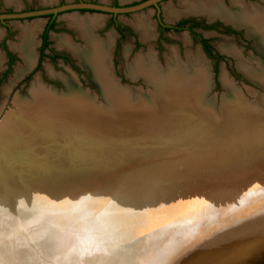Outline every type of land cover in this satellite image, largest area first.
<instances>
[{
	"label": "rangeland",
	"instance_id": "obj_1",
	"mask_svg": "<svg viewBox=\"0 0 264 264\" xmlns=\"http://www.w3.org/2000/svg\"><path fill=\"white\" fill-rule=\"evenodd\" d=\"M64 1L75 0H0V10L23 11L48 8ZM86 1L103 4L118 2L127 5L139 0ZM222 2L225 7L231 5V0H222ZM244 2L264 7L263 0H244ZM166 4L172 5L175 9L180 8L179 0L162 1V9ZM138 14H146L148 17L154 29L152 39L142 38L140 32L130 22ZM161 14L163 20L167 22L176 23L184 17H189L190 20L197 21L200 26L192 33L185 29L160 32L154 9L147 8L136 13L118 15L116 21L120 30L116 31L110 14L81 10L66 11L58 15L54 29L47 35L48 45L45 53L39 59L38 49L46 17L7 21L9 31L0 25V120L3 121L6 116V120L0 123V152L4 149L12 157L29 149L34 152L36 159L44 160L43 162L33 160L35 167H32L28 163L32 159L21 155L20 160H11L18 166L27 165V168H35L39 171L44 169L45 161L56 159L59 154L67 152L71 160L70 166L75 169L79 164L73 165L74 152L89 158L96 149L91 148L93 151L88 147L74 149L75 146L68 139L72 130V120L54 109L37 108L31 114L28 111H20L16 102L35 103L37 98H30L31 87L35 81L44 88H49V91L58 97H66L58 99L86 101L87 105L84 103L86 109L97 111L98 116H104L109 112L115 114L116 104L113 103V98L105 97L102 85L94 76L92 69L82 63L68 48L58 43L61 38H68L74 45H84V40L68 25L66 17L102 16L104 22L96 30L97 36L105 38L107 33L113 35L108 58L110 76L123 89L130 90L133 96L144 95L149 91V86L141 75L133 78L129 76L127 71L133 61L139 55L145 58L147 53L151 52L157 58L161 69L165 67L166 59L169 58L172 49H175L178 57L185 62L187 54L200 53L202 66L206 69V86H208L200 94V98H188L191 102L179 100L181 104L190 102L195 107L199 105L203 109L206 108L204 110L206 115L198 111L197 115L189 114L187 111L182 113L185 109L180 108L183 110H175L172 114L163 115L165 121L161 117L162 120L159 122L144 121L135 126L122 127V131L128 128L130 131L135 127L131 133L125 134L130 136L139 134L131 136L135 138L134 145H124V142L129 140H124L128 136L122 135L123 132L122 136L110 138L115 142L107 141L109 143L102 142L103 144L95 146L104 150H98V155L96 149L97 156L101 159L100 163L87 167L86 171L93 172L94 175H87L86 172L78 181L66 183L71 185L69 190H56L49 196H46L43 190L35 188L34 197L42 198L36 200L32 210V215L38 223H35V229L25 228L24 231L18 229L14 234L0 233V264H164L170 257L183 251L186 248L184 244L192 241L197 244L195 251L191 254L186 253L188 255L184 254L175 264H206L207 261H211L210 264H223L226 258L214 255L208 248L211 243L220 242L219 239L226 234L233 233L231 235L234 238H240L243 235L253 236L263 230L264 44L258 42L256 36L248 31L245 25H237L226 21L223 17L208 18L204 14H181L172 20H167L164 10ZM30 23L39 24L33 42L36 57L33 65L23 70V60L12 47L19 42V25ZM227 30H235L236 33ZM203 39L206 40L205 43ZM75 95L82 98H68L76 97ZM121 99L131 106L154 105L155 101V98ZM160 100L161 98H158V101ZM67 113L71 116H80L72 111ZM178 113H180L176 115L178 119H174L169 126L165 124L171 121L170 116ZM169 117L170 119H167ZM75 123L81 126L89 125V123L85 124L84 118L76 120ZM99 123L107 124L106 121L100 120ZM95 126L92 127L97 131L111 133L121 131L120 129L102 130ZM192 126H197L201 130H193ZM142 127L147 129H141ZM156 127L158 130H155ZM236 127L238 129H235ZM254 127L260 128L255 131L258 134L241 133ZM178 129L181 131L178 132ZM166 131L175 134H185L187 131L188 136L191 134L202 136L198 142L207 137L215 138L217 141L213 146L207 141L201 142L208 143L206 146H190L187 144L193 136L191 135L166 148L156 149V146H152L154 144H150L152 138L146 137L157 135L160 137V134H164V137L172 136L168 132L165 133ZM63 132L67 134L64 136ZM36 134L41 138H34ZM143 146H148L147 148L151 150L145 151L142 149ZM127 148H130L129 151ZM125 152L134 156H123ZM164 167H168L166 173L160 174L159 169ZM9 170L17 176H22V173L15 168ZM1 187L3 192H6V197L0 201L4 203L14 200L13 193H9L3 188L4 186ZM23 193L26 195L28 191ZM58 198L62 200L60 203L53 202ZM46 203H49L48 209L54 210L60 207L68 209L69 219L53 222L59 228L65 229L56 231L52 226L41 229V226H45L40 222L44 218L41 213L42 205ZM173 206H176L175 210H172ZM7 207L11 206L5 205L4 208ZM113 207L117 208L114 215L111 214ZM0 210V221L4 223L6 213L2 212L3 208ZM258 215L260 216L257 217ZM71 217L81 222L70 226ZM17 219L18 217L11 215L6 220L18 223ZM246 219L250 220L240 225L241 227L232 226ZM3 223H0V226ZM53 230L57 232V234L54 232L57 236L53 237ZM179 236H182V240L170 247L169 242L172 238ZM67 240H69L68 244ZM53 245L56 249L52 248ZM249 248L263 252L260 262L252 258L249 261L252 264H264V242L240 248V254L247 257L246 259L251 257L252 249ZM67 250L69 253L66 252ZM64 253L68 255L65 256Z\"/></svg>",
	"mask_w": 264,
	"mask_h": 264
},
{
	"label": "bare ground",
	"instance_id": "obj_2",
	"mask_svg": "<svg viewBox=\"0 0 264 264\" xmlns=\"http://www.w3.org/2000/svg\"><path fill=\"white\" fill-rule=\"evenodd\" d=\"M244 3L243 2L239 3V1L237 0H231V5L229 7H225L223 5L222 0H179V7H180L179 9H175V7H173L172 5L166 4L164 5L163 10H164V16L167 20H172L181 14L182 15L184 14H204L208 18L223 17L226 21H231L237 25H240V24L245 25L248 28V31H250L254 36H256V38L258 39V42H261L264 44V7H258V6H255L254 4L250 5V4H246V3L244 4ZM65 19L68 25L74 28L77 31L78 36L84 40V45L83 46L74 45V43H72L68 38H61L60 40H58V43L60 44V46H64L65 48H68L73 53L74 56H77L82 61V63L84 62L92 69L94 76L97 77V79L100 81V84L102 85V89L104 93L106 94L105 97L113 98L112 101L113 103L115 102L116 104L115 114L112 115V113L109 112V113L104 114V116H100V115L98 116L96 114L97 111L95 110L92 111V109H89V110L86 109L87 108L86 101L84 100L65 101V100L58 99V98H66V97L64 96L58 97L56 94H53L52 92H50L49 88L48 89H46L47 87L44 88V86H41L39 83H36V81H35V84L33 83L31 87V91H30L31 92L30 98H33V99L37 98L35 103L25 102V103L20 104L19 102H16V105L18 106L21 112L28 111L30 114L34 113V111H36L37 108L48 109V110L54 109L58 113L72 120V123H73L71 127L72 130L70 131V136H68V139L72 141V144L75 146L74 149L75 148L84 149L88 147V149H90L91 151L93 148H96L97 150L96 149L95 150L98 153L100 150L103 151L104 149H101V147H95V146H99L103 144L102 142H106V143L115 142V141H111L110 138L114 136H120L123 132L124 134L122 135L128 136V137H125L127 139H124V140H129V142H124V145H127V146L134 145L133 139L135 138L131 136L135 135L136 133L132 134L131 136L125 135V134H127L128 132L131 133V131L134 130L135 127L131 129L130 131H128V129H130L128 127H127L128 129L122 131L121 130L123 129L122 127L126 128L127 125L135 126L138 123L144 122V121L151 122V123L159 122L160 120H162L161 117H163V115H166L169 113L172 114V112H174L175 110L179 111L180 108L185 109L184 111H182V113H185L187 111L189 114L192 113V114L197 115L199 114L198 112H201L204 115H206L205 114L206 111H204L206 108L203 109V107L199 106L198 104H196L198 105V107H195L192 105V103H190L191 101L189 103L187 102L182 103V104L179 103L177 105L176 103L170 102V100L173 101L172 98H175L174 101H176V99L188 100L186 98H200V94L206 90V87H208L206 86V77H205L206 69H204V67L202 66L203 63H202L201 57L199 56L200 54L199 52H198L199 54H195V55L187 54L186 55L187 59L185 62L178 57L179 55H177L176 50L172 49L170 52L169 58L166 59L165 67L161 69L159 68V64H158L159 62L157 58L151 52L147 53V56H145V58L139 55L136 58V60L133 61V63L130 65L127 72L129 73V76L131 78L141 75L146 81L147 85L149 86L148 87L149 91L147 92V94H144V95L139 94L137 96H133V94H131L132 92L130 93V90L123 89L121 86H119V84L116 81H114L113 77L110 76L108 58L110 55L113 35L110 33H107L105 38H100L97 36L96 30L100 28L104 22V19L102 18V16L93 15V16H87V17H66ZM130 22L140 32L142 38H144L145 40L151 38L153 34L152 32L154 31V29L148 17H146V14L135 15L134 19L131 20ZM38 25H39L38 23L19 25V42L15 43L12 48L22 58L23 64H24V68H22L23 70H27L35 62L36 56H35V52L33 49L34 47L33 42L35 41V38H36V33L38 31ZM185 39L187 40V38ZM223 77L226 78L225 76ZM259 77L261 78V76ZM263 83H264V79H263ZM75 96L76 97L69 96L68 98H82L78 95H75ZM121 98H155V101H154V105L149 104V105L131 106V105L126 104L124 101H122ZM158 98H161V100L158 101ZM71 111L78 113V116L80 114V116L79 117L71 116L69 113H67ZM242 113L244 112L242 111ZM8 114L10 115L9 112ZM179 114L180 113L170 116L171 121H167V123L165 124L169 126L174 119H178L176 115H179ZM107 116L109 117L107 118ZM182 116L183 115H180V117ZM249 116L251 117V115ZM99 117H104V118L101 119ZM170 117L167 119H170ZM83 118L86 120L85 124L89 123V125L87 124L88 126H81L75 123L76 120H81V119L83 120ZM4 120H6V116L4 117ZM99 120L106 121L107 124L109 125L100 124ZM163 120L165 121V117H163ZM3 121L0 120V123H2ZM92 126L97 127V129L101 128L102 130L120 129L121 131L112 132V133L110 131H107V132L97 131L95 128L93 129ZM141 129L146 130L147 127H142ZM156 129L157 127L155 128V130ZM191 129L197 130V131L201 130V128H198L197 126H192ZM235 129H238V127H236ZM249 129L251 130L242 131L241 133H246L245 135H249L248 133L250 132L256 133L255 131H257L260 128L254 127V128H249ZM180 131L181 129H178V132ZM167 132L171 134L172 136L164 137V134H160L161 135L160 137L158 135L157 136H146V137L152 138L151 139L152 143L150 144H154L152 146H156V149L166 148L172 145L174 142L182 141L186 137H189L191 135L193 136H191L192 138L188 141V144H187L190 146H200V145L206 146L208 145V143L213 146V144H215L217 141V139L215 138L207 137V139H204L198 142V140L201 139L202 136L195 135V134H191L188 136L189 132L187 131H185L186 133L182 132L185 134H175L169 131H166L165 133ZM66 134L64 133L63 135L65 136ZM38 135L39 134H36L35 137L34 136L33 137L41 138ZM136 135H139V134L137 133ZM22 137L24 138V136ZM134 137L137 138V136H134ZM15 139H17V137ZM22 140H25V139H22ZM206 141L208 143H204V144L201 143V142H206ZM45 142L47 141L45 140ZM177 145H181V143H177ZM15 147L16 146H14V148ZM147 147L148 146H143L142 149H144L145 151H147V149L151 150ZM130 148H127L128 151ZM133 148L135 147L133 146ZM26 149H28V147ZM95 150H94V153L89 158L88 157L85 158L82 155H79L76 152H74L75 156L72 157V160H74L73 165L75 166L79 164L78 168H75V169L71 168L70 166L71 160L69 158V153L64 152V153L59 154V156L56 159L49 160L48 162L45 161V165L43 167L44 169L39 170V171L36 170L35 168H31V169L27 168L28 167L27 165L18 166L12 162L15 160L16 161L20 160L21 155H26L27 158L32 159V160H29L28 162L29 165H31L32 167H35L34 161L38 162L39 160L36 159L35 154H33L34 152L29 151V149L27 151L17 153L12 157H10L4 151V149L1 150L0 152V200L6 197V192H3V189L1 186H4L3 188L7 189L9 193H13L12 195L14 196V200H12L11 202H4V203L0 201V209L3 208L4 210L2 212L6 213L5 218H4L5 222L3 223L0 221V223H3L0 226V233L14 234V232H16V230L18 229L22 231H24L25 228L35 229L36 227L35 223H38V221L32 215L33 205L36 202V200L42 199V198L37 199L36 197H34L33 192L35 191V188L43 190L42 192H44L46 196H49L51 192L56 191V190H61V189L69 190L71 185L66 184V183H70V182L72 183V182L78 181V179L81 178L87 172L86 170H88L87 168L88 165L100 163L99 161L101 159L99 158V156H97V153ZM119 150H121V148H119ZM64 151H67V150H64ZM126 155H130L132 157L134 156V155H131V153L130 154H127L126 152L123 153V156H126ZM118 156L119 158H122L120 157V155H117V157ZM43 161H39V162H43ZM12 168H15L18 172H21L22 176L21 175L17 176L15 173L11 172L9 169H12ZM167 168L166 167L162 169L160 168L159 173L160 174L166 173ZM27 172H33V173L31 175L23 174V173L27 174ZM94 174L95 173L93 172H89V171L87 172V175H94ZM23 191H28V193H26L25 195ZM187 193L189 192L187 191ZM20 196H23V197H20ZM61 199L58 198V200L56 199L53 202L60 203L62 201ZM5 205L11 206V207L4 208ZM47 207H49V203L42 205L41 213L44 215V218L41 219L40 222L41 224H44L45 226H41V229H45V227L47 226H52V228L54 227L56 231L57 229H63L64 227L59 228L58 226L53 224V222L58 223V222H63L64 220L69 219L70 212L68 211V209H66L65 207H60V208L53 210V209H48ZM175 208L176 206H173L172 210H175ZM116 209L117 208L112 209L113 210L111 212L112 215H114V212ZM11 215L12 216L15 215L16 217H18L17 220L19 222L18 223L8 222L6 219ZM259 216L260 215H258L257 217ZM250 219H253V218H250ZM250 219H246L232 226H238L239 228L240 225H242L243 223H246ZM70 222H69V225L74 226L75 224L81 221H78V220L75 221V217H71ZM105 225L109 226L108 224H105ZM48 228L49 227H47V229ZM38 229L40 230V228ZM257 229L259 228L257 227ZM55 230H53L52 232L53 237L55 235L54 232L57 234ZM60 232L63 233V231H60ZM45 233L48 235L47 232ZM231 234L233 235V233ZM231 234L230 235L226 234L222 236L219 239L220 242H214L208 246V248L214 253V255L226 258L223 264H252L249 261L251 260V258L256 260L257 262L261 261L263 256H261V253L258 249L249 248V249H252L251 251L247 249L248 251H250V256H251L250 259L249 258L246 259L247 257L245 258L243 255L240 254L239 251L241 250L240 248L242 247L243 248L251 247L254 244L264 242V228L263 230L258 231V233L254 234L253 236L249 235V237L243 235V237L234 238ZM59 238H60V235H59ZM181 240H182V236L172 238V240L169 242V246L170 247L175 246ZM68 241L69 240H67V244H68ZM184 245H186V248L183 249V251H179L174 256L170 257L169 260L164 264H175L176 261L180 260L184 254L193 253L195 251V247L197 244L196 242L192 241ZM52 248L56 249L54 248V245ZM60 250L62 249L60 248ZM51 252H55V251H51ZM66 252L69 253L68 250ZM53 255L54 254H52V258H54ZM67 255L68 254H66L65 256ZM175 257L177 259H175ZM51 259H49V261ZM210 262L211 261L209 262L207 261L206 264H210Z\"/></svg>",
	"mask_w": 264,
	"mask_h": 264
},
{
	"label": "flooded vegetation",
	"instance_id": "obj_3",
	"mask_svg": "<svg viewBox=\"0 0 264 264\" xmlns=\"http://www.w3.org/2000/svg\"><path fill=\"white\" fill-rule=\"evenodd\" d=\"M142 1H144V0H139L136 3L127 4V5L121 4V3H118V2H115L114 4H105V5H109V6H129V5L137 4V3L142 2ZM162 1H165V0H162ZM162 1L158 2L157 6L152 5L151 7H149V8H153L154 11H155V19L157 21V24H158V27L160 29V32H164L166 30L179 31V30L185 29V30H188V32L192 33L196 27L200 26L197 21L190 20L189 17H184V19H181V20H179L176 23H173V21L167 22V21L163 20L162 14H161V12L163 11L162 6H161ZM78 2H90V1H86V0H75V1H71V2L64 1L61 4H58V5L67 4V3H78ZM92 2L93 3H101V2H96V1L95 2L92 1ZM101 4H103V3H101ZM58 5H56V6H58ZM35 9H38V8L28 9V10H23V11L22 10H14V9L13 10H0V13L24 12V11H30V10H35ZM145 9H147V8H145ZM77 10H79V11L80 10L81 11H94V12H100V13H106V14L112 15V17H113L112 25L116 29V31L120 30L118 22L116 21L117 16L121 15V14H129L130 13V12H127V13H113V12L95 11V10H86V9H77ZM68 11H76V10H68ZM60 13H62V12H60ZM60 13H57V14L50 13V14H46L44 16H39V17H46L47 18L46 22H45V25H44V28H43V33L41 35L42 39L40 41V45H39V49H38V57H39V59L41 57H43V55L45 53V49H46V47L48 45V43H47V35H48L50 30L54 29L57 17H58V15ZM134 13H136V12H134ZM31 18H34V17H29V18H26V19H31ZM19 20H23V19H19ZM7 21H10V20H6V19L4 21L0 20V25H3L4 28L8 29V31H9L10 27L6 24ZM50 23H52L51 27H49ZM227 31L236 33L235 30H227ZM205 41L206 40L203 39V43H205ZM6 44H7V42H6ZM4 45L5 44H3V46ZM4 49H5V47H4ZM9 58L11 59V57H9Z\"/></svg>",
	"mask_w": 264,
	"mask_h": 264
},
{
	"label": "water",
	"instance_id": "obj_4",
	"mask_svg": "<svg viewBox=\"0 0 264 264\" xmlns=\"http://www.w3.org/2000/svg\"><path fill=\"white\" fill-rule=\"evenodd\" d=\"M162 0H144L137 4L129 5V6H109L101 3H93V2H78V3H67L58 6L48 7V8H41L35 9L30 11L24 12H8V13H0V20H19V19H26L29 17H39L44 16L46 14H57L60 12H66L68 10H77V9H86V10H95V11H105V12H113V13H134L137 11H141L145 8H149L152 5L157 6L158 2ZM244 2V0H241ZM251 3V2H249ZM248 2L246 4H249ZM4 53V52H2ZM170 100L172 103L179 104L178 101ZM188 99V98H186ZM177 100V99H176ZM190 101V99H188ZM181 104V103H180ZM261 256H263V252H260ZM261 258V257H260ZM262 260V259H261Z\"/></svg>",
	"mask_w": 264,
	"mask_h": 264
},
{
	"label": "trees",
	"instance_id": "obj_5",
	"mask_svg": "<svg viewBox=\"0 0 264 264\" xmlns=\"http://www.w3.org/2000/svg\"><path fill=\"white\" fill-rule=\"evenodd\" d=\"M51 26H52V23L49 24V27H51Z\"/></svg>",
	"mask_w": 264,
	"mask_h": 264
}]
</instances>
